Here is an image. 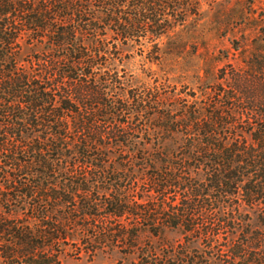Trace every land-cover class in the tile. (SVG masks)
Returning a JSON list of instances; mask_svg holds the SVG:
<instances>
[{
	"label": "trees",
	"instance_id": "16d2710c",
	"mask_svg": "<svg viewBox=\"0 0 264 264\" xmlns=\"http://www.w3.org/2000/svg\"><path fill=\"white\" fill-rule=\"evenodd\" d=\"M199 18L197 0H0V264H264V27L194 89ZM165 232L163 255L134 252Z\"/></svg>",
	"mask_w": 264,
	"mask_h": 264
},
{
	"label": "rangeland",
	"instance_id": "374dc122",
	"mask_svg": "<svg viewBox=\"0 0 264 264\" xmlns=\"http://www.w3.org/2000/svg\"><path fill=\"white\" fill-rule=\"evenodd\" d=\"M200 18L198 25L189 35H184L185 70L188 78L184 85L194 88L189 76L198 67H206L207 82L214 83L216 70L226 62L240 66L238 52L234 47L246 51L251 40L264 27V0H197ZM235 42V44H231ZM223 56H226L224 58ZM195 89V88H194ZM180 240L175 232H165L161 238H152L141 234L136 254L147 255L150 251L163 255L168 246ZM65 257H60L59 264H157L153 261L137 260L136 255L125 251L107 250L89 256L81 247L67 248ZM145 255V256H146ZM144 258V257H143Z\"/></svg>",
	"mask_w": 264,
	"mask_h": 264
}]
</instances>
